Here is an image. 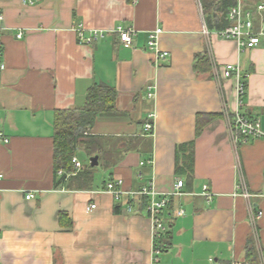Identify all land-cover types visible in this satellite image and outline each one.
I'll return each mask as SVG.
<instances>
[{
    "label": "crops",
    "instance_id": "crops-1",
    "mask_svg": "<svg viewBox=\"0 0 264 264\" xmlns=\"http://www.w3.org/2000/svg\"><path fill=\"white\" fill-rule=\"evenodd\" d=\"M0 15V131L9 139L0 140V264H242L251 241L264 264V137L236 142L224 113L264 128V42L244 49L208 25L205 34L202 0H0ZM120 26L135 30L131 44ZM79 27L103 37L83 44ZM156 28L166 59L148 48ZM227 64L248 75L242 102L236 80L223 77ZM94 84L115 89V109L79 145L76 173L88 169L80 149L99 163L87 182L72 176L57 187L55 112L84 106ZM179 179L184 194L162 214L172 244L156 252L141 196L129 193L153 185L164 197ZM114 180L120 200L105 190Z\"/></svg>",
    "mask_w": 264,
    "mask_h": 264
},
{
    "label": "built area",
    "instance_id": "built-area-1",
    "mask_svg": "<svg viewBox=\"0 0 264 264\" xmlns=\"http://www.w3.org/2000/svg\"><path fill=\"white\" fill-rule=\"evenodd\" d=\"M33 2V0H25ZM137 1V0H135ZM248 0H236V4L230 7L229 9V19L230 25L226 28L219 30L218 35L224 39H234L238 42V45L244 49H252L262 42H264V2L258 3L256 9L247 7ZM3 19V16L0 15V21ZM1 30V27H0ZM116 31L120 34V39L123 43L131 44L134 40L135 30L132 28H124L122 26L118 27ZM203 32L209 34L210 30L207 26V23H203ZM163 33L162 28H156L149 33L148 48L154 51L159 59H166L169 56V53L161 50L160 48V37ZM18 37H22V33L18 34ZM78 37L79 41L83 44H90L95 40L103 37L101 31H93L90 35H86L82 27L78 28ZM6 69V63L4 60V47L3 41L0 35V75ZM223 77L229 78L233 77L236 80V94L239 102H242L243 97L246 94L247 82L246 78L248 75H243L241 66L239 64H227L223 71ZM149 92L147 94L148 98H154L155 96V87L150 86L148 88ZM228 124L230 125L234 140L238 142L239 140L246 139L248 137H264V128L261 125V122L258 120H252L248 116L242 114L239 111L234 113L230 112L228 109L224 110ZM154 114L150 115L151 121H148L145 124L146 132L154 131ZM0 140L5 143L9 142V139L6 138L2 131H0ZM73 163L75 164L76 169L78 170L81 166L80 162L76 157L73 158ZM62 173V171H61ZM3 179V174L0 173V181ZM122 181H111L107 184L106 191L110 192L116 200H120L124 194L123 190L120 188ZM240 188L243 189L242 195L246 198H249L251 195L245 189L244 185H240ZM184 181L179 179L174 187V190L160 197L156 188L153 185L145 186L139 191L130 192L131 195L146 196L148 198V203L146 205V213L151 219L152 228L154 231V236L166 230V226L163 220V211L167 205L171 202L172 197L181 196L184 194ZM204 195L211 199L212 195L209 191V187L205 185L203 187ZM34 195L32 193L27 195V199L32 198ZM96 204L90 205L89 209H95ZM132 210V205L130 209ZM178 215H183L184 211L180 210L177 212ZM253 214V213H252ZM263 215V211L259 210L254 215H252V221L255 224V219L260 218ZM1 234V232H0ZM156 252H160L159 249H156ZM2 254L0 252V258ZM233 264H240L234 262Z\"/></svg>",
    "mask_w": 264,
    "mask_h": 264
},
{
    "label": "trees",
    "instance_id": "trees-1",
    "mask_svg": "<svg viewBox=\"0 0 264 264\" xmlns=\"http://www.w3.org/2000/svg\"><path fill=\"white\" fill-rule=\"evenodd\" d=\"M202 3L209 28L222 30L230 25L229 9L236 4V0H202ZM257 4L253 5L248 1L247 7L254 10L257 8ZM116 95L114 88L106 84H94L88 90L84 106L57 110L55 112L54 167L57 174L60 170L62 171L57 187L62 186L64 181L68 177L72 178V176H76L83 182L91 179L89 171L91 166H88V169L82 168L76 173L77 169L73 163V158L77 154L79 145L87 140L89 129L94 125L97 118L115 109ZM191 160V156H189V160L186 162L187 169L185 170H188L189 173L192 170ZM141 203L146 208L148 198L142 196ZM171 244V237L167 228L156 235L155 249H159L162 252ZM228 264L233 263L230 262ZM242 264H262L256 245L252 241L247 246L246 261Z\"/></svg>",
    "mask_w": 264,
    "mask_h": 264
},
{
    "label": "rangeland",
    "instance_id": "rangeland-1",
    "mask_svg": "<svg viewBox=\"0 0 264 264\" xmlns=\"http://www.w3.org/2000/svg\"><path fill=\"white\" fill-rule=\"evenodd\" d=\"M78 157L80 158V160L87 166H90V157L89 156V152L87 153L86 150H82L80 149L78 151ZM86 167V166H85Z\"/></svg>",
    "mask_w": 264,
    "mask_h": 264
},
{
    "label": "water",
    "instance_id": "water-1",
    "mask_svg": "<svg viewBox=\"0 0 264 264\" xmlns=\"http://www.w3.org/2000/svg\"><path fill=\"white\" fill-rule=\"evenodd\" d=\"M90 163H91L92 166H97L98 163H99V157L98 156L92 157L91 160H90Z\"/></svg>",
    "mask_w": 264,
    "mask_h": 264
}]
</instances>
